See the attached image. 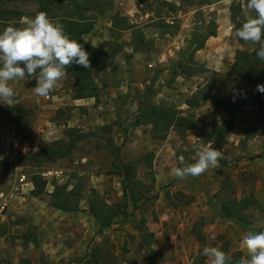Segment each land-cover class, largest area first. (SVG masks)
<instances>
[{
    "label": "rangeland",
    "instance_id": "374dc122",
    "mask_svg": "<svg viewBox=\"0 0 264 264\" xmlns=\"http://www.w3.org/2000/svg\"><path fill=\"white\" fill-rule=\"evenodd\" d=\"M163 1L140 0L138 6L137 0H114L103 11L96 10L93 30L84 36L87 42L99 45L108 40L111 17L120 12L138 24L155 47L135 53L129 45L130 31L122 32L124 51L106 59L105 72L94 74V96L74 99L77 83L70 70L47 97L34 93L35 78L10 82L16 92L12 108L28 109L26 125L31 124V131L21 139L19 128L6 116L9 106L0 101V190L15 193L0 219V232L4 233L0 236V257L4 261L80 264L94 246L111 252L112 264H209V258L202 254L204 247H219L231 255L233 264L248 258L240 241L245 233L258 232L264 224V212L251 208L250 222L243 223L224 218L218 210L222 200L234 195L253 193L264 202V125L251 103L244 105L225 139L211 137V124L214 118H228L215 98L236 100L256 89L229 72L237 49L254 46L240 43L235 36L232 6L241 22L255 14L248 11L246 0L211 4L169 0L180 8L176 17L165 20L173 26L171 33H166V27H158L151 19L168 11ZM38 8L36 0L0 1V30L8 25L23 26ZM215 22L217 36L209 38L194 56L209 70L189 76L178 69L180 74L173 78L174 61L189 54L192 34H199L208 25L214 28ZM142 101L158 112L195 118L198 127L184 134L171 127L164 138L155 137L151 125H133ZM69 127L88 134L69 156L39 166L23 158L66 138ZM209 143L223 151L219 168L210 167L200 176L184 179L171 174L173 168L182 166L180 156L185 163L195 162L194 144ZM134 160H140L136 178L142 184L128 190L125 200L121 166ZM23 175L26 179L21 181ZM35 175L39 178L34 183ZM224 180L228 184L220 189ZM36 181L46 183L39 194ZM77 184L78 209L57 207L54 202L60 201L61 193ZM92 203L98 207L104 203L122 205L103 225L92 213ZM165 214L168 219H164ZM144 222L154 235L151 246L142 243L138 230Z\"/></svg>",
    "mask_w": 264,
    "mask_h": 264
},
{
    "label": "trees",
    "instance_id": "16d2710c",
    "mask_svg": "<svg viewBox=\"0 0 264 264\" xmlns=\"http://www.w3.org/2000/svg\"><path fill=\"white\" fill-rule=\"evenodd\" d=\"M2 1V0H0ZM26 1V0H25ZM40 11H46L50 17L59 18L60 22L64 25L65 30L71 37L80 40L84 49L89 53L90 68H83L79 65L73 64L68 70L72 72L73 77L77 83L74 91V99H82L90 96L93 91L97 89V82L94 78V74L105 72L107 69L106 59H113L118 54L124 51L125 43L121 40L122 32L130 31L131 39L129 42L133 52H148L152 51L155 47L154 42L147 37L143 29L138 24L133 23L127 16L121 15L120 12H116L111 17L112 25L110 27L111 37L108 40L102 41L99 45H94L91 42H85L84 36L91 32L94 27L93 15H96V10L103 11L110 7L114 0H36ZM148 1V0H147ZM220 0H191L192 4H211ZM138 6L141 5L140 0H137ZM163 4L169 6L166 14H158L156 17L151 16V19L155 20V25L160 28L166 27V33H171L172 24L167 23L165 20L167 17H176L180 6H177L175 2L164 0ZM144 10L146 8H143ZM88 13V14H87ZM91 13V14H89ZM93 13V14H92ZM18 17H21L20 13H17ZM173 14L174 16L170 15ZM255 14V13H254ZM232 22L234 23V32L238 29L243 22L238 19V11L232 6ZM174 23V21H173ZM174 25V24H173ZM214 23V28H210L209 25L198 34L194 32L190 39L192 47L187 56L174 61L172 68V77L175 78L178 73V69L181 73H186L189 76L197 75L208 71L209 69L202 63L195 60V53L205 47L206 41L210 37L217 36V26ZM179 26L176 27V30ZM165 32V30H164ZM83 38L84 40H81ZM240 43L244 42L237 37ZM258 48L254 45L252 49H237L234 62L230 66V74L239 78L243 84L255 86V91L248 90L243 93L238 99H220L215 98L216 103L226 112L228 118L218 119L214 118L212 128V138L223 140L227 134L237 123L240 113L243 111V107L247 103L253 104L260 115L264 125V92L257 90V85L264 84V61L258 59L256 51ZM155 81V78L154 80ZM200 102V101H199ZM139 108L135 114L133 121L134 126L139 125H151L152 132L155 137L164 138L171 127H175L179 133L184 134L186 130L196 129L198 122L195 118H189L186 116H176L169 111H156L148 107L147 101L139 103ZM198 102L194 106H197ZM8 107V106H7ZM20 108L24 113L18 111ZM18 108L9 107L6 111V116L13 124L19 128L20 137L24 139L29 135L31 131V124L26 125V115L28 109L24 106ZM27 109V111H26ZM253 132H257L254 128ZM88 136L82 130L69 127L66 131V138L54 140L42 147L39 151L33 154H25L23 156L31 165L39 166L44 163L54 162L56 160L69 156L78 141L85 139ZM118 150V148H117ZM118 153H116L117 155ZM140 161V160H139ZM139 161H127L121 166V173L124 178V197L127 200L128 190L133 191L137 188V184H142L136 178L137 164ZM39 176H33L34 183ZM45 182L41 183L36 181V186L39 189L36 194L41 193L45 188ZM228 184L226 180L222 182L220 189H224ZM79 184L72 190L62 192L60 195V201L54 202V204L65 211H73L78 209L79 205ZM57 196V195H55ZM138 200V197H135ZM125 206L127 202H124ZM122 205L118 203L115 205L104 203L101 207L96 204H91V210L98 221L107 225L113 217L118 214L116 210L117 206ZM219 214L226 219H236L243 223H248L251 220V208L261 209L264 212V202L260 201L253 193L244 195L243 197L232 196L222 200L219 204ZM250 219V220H249ZM138 230L142 234V243L147 246H151L154 241V235L149 231L145 222L144 225L139 226ZM259 231H264V224L259 227ZM4 235L0 232V236ZM109 257L113 258V254L109 252L103 246H94L86 261L80 264H112L109 262ZM238 260L236 263H239ZM0 264H11L9 261H4L0 257ZM31 264V263H28Z\"/></svg>",
    "mask_w": 264,
    "mask_h": 264
},
{
    "label": "clouds",
    "instance_id": "9594fccd",
    "mask_svg": "<svg viewBox=\"0 0 264 264\" xmlns=\"http://www.w3.org/2000/svg\"><path fill=\"white\" fill-rule=\"evenodd\" d=\"M246 7L255 15L235 30V36L257 45L256 55L264 61V0H246ZM73 64L90 68L89 53L80 40L66 32L59 18L40 11L25 20L23 26H6L0 30V101L9 107L15 106L16 92L10 82L26 77L36 79L34 93L37 96H49ZM257 90L264 92V84L257 85ZM193 149L195 162L185 163L184 157L180 156L182 166L171 170L174 177H197L210 167L219 168L223 151L215 149L211 143L194 144ZM240 248L248 258L239 264H264V231L245 233ZM202 254L209 258V264H233L231 255L219 247H204Z\"/></svg>",
    "mask_w": 264,
    "mask_h": 264
},
{
    "label": "built area",
    "instance_id": "2783aa9c",
    "mask_svg": "<svg viewBox=\"0 0 264 264\" xmlns=\"http://www.w3.org/2000/svg\"><path fill=\"white\" fill-rule=\"evenodd\" d=\"M26 179V176L23 175L20 180L23 181ZM16 189V187L14 188ZM14 191H10V192H6L4 190H0V219L4 217V211L5 209L7 208L11 198L13 197L14 195ZM168 214H165L164 215V219H168Z\"/></svg>",
    "mask_w": 264,
    "mask_h": 264
},
{
    "label": "crops",
    "instance_id": "0c3cea01",
    "mask_svg": "<svg viewBox=\"0 0 264 264\" xmlns=\"http://www.w3.org/2000/svg\"><path fill=\"white\" fill-rule=\"evenodd\" d=\"M210 38H212V37H210ZM213 38H215V37H213ZM209 41H210V39H208V40L206 41V44L209 43ZM131 51H133L132 48H131ZM82 99H83V98H82ZM75 100H81V99H75ZM4 217H5V215H4Z\"/></svg>",
    "mask_w": 264,
    "mask_h": 264
}]
</instances>
